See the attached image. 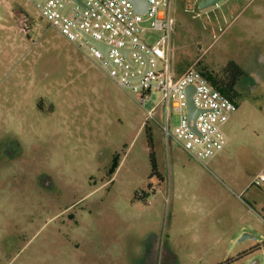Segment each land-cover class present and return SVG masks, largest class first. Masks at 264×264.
Here are the masks:
<instances>
[{
	"label": "rangeland",
	"instance_id": "374dc122",
	"mask_svg": "<svg viewBox=\"0 0 264 264\" xmlns=\"http://www.w3.org/2000/svg\"><path fill=\"white\" fill-rule=\"evenodd\" d=\"M200 1H176L175 68L246 73L203 162L165 142L161 108L147 121L159 92L140 106L33 3L0 0V264H264V30L222 15L264 0H223L210 23L185 12Z\"/></svg>",
	"mask_w": 264,
	"mask_h": 264
},
{
	"label": "built area",
	"instance_id": "2783aa9c",
	"mask_svg": "<svg viewBox=\"0 0 264 264\" xmlns=\"http://www.w3.org/2000/svg\"><path fill=\"white\" fill-rule=\"evenodd\" d=\"M25 1L33 3L51 27L68 41L80 50L86 49L91 59L101 63L112 81L131 91L140 106L149 101L153 92L161 94L160 103L147 112L146 119L155 120L157 110L161 108L159 125L166 143L173 141L198 162L212 159L227 146L224 126L237 112V103L217 90L196 69H189L180 76L176 73L174 7L177 0H146L149 8L144 14L135 12L128 0ZM220 9L221 3H218L204 11L187 7L185 12L193 19L203 18L210 23L211 12ZM19 26L26 33L30 30L29 20L25 17ZM83 33L110 46L109 60ZM150 33H158L159 37L151 41L147 38ZM123 49L130 50L128 59L122 54ZM141 52L148 57L149 67L145 73L146 61ZM137 77H140L138 81H132ZM188 85L195 86L193 101L200 110L192 123H189L186 108ZM169 108L179 116V124L173 129ZM191 124L197 132L191 129ZM263 183L264 173H260L252 185L259 187Z\"/></svg>",
	"mask_w": 264,
	"mask_h": 264
},
{
	"label": "water",
	"instance_id": "95a60500",
	"mask_svg": "<svg viewBox=\"0 0 264 264\" xmlns=\"http://www.w3.org/2000/svg\"><path fill=\"white\" fill-rule=\"evenodd\" d=\"M75 2L79 3L78 0H74ZM131 2V4L133 5L134 11L140 14H144L146 13V11L149 8V3L146 0H128ZM223 0H201L198 3V9L201 11L207 10L213 6H215L218 3H221ZM83 35L85 36V38L93 45L95 46L103 55L106 59L109 60V50H110V46L98 41L94 38H92L91 36L83 33ZM122 54L124 55L125 58L128 59V54L130 52L129 49H123L121 50ZM141 54L143 55L145 61H146V68L144 73L148 70L149 67V63H148V57L141 52ZM132 66H134L133 62H130ZM143 73V74H144ZM141 77V76H140ZM140 77L137 78H132V81H138L140 79ZM186 108H187V113H188V120L189 123L195 122L197 116L200 113V110L195 106L194 101H193V96L195 94V86L194 85H188L186 90ZM191 129L195 132H197L196 127L194 125L191 124ZM250 238H254L248 234H244L243 237L240 239V242L245 241L246 239H250ZM255 264V263H253Z\"/></svg>",
	"mask_w": 264,
	"mask_h": 264
},
{
	"label": "trees",
	"instance_id": "16d2710c",
	"mask_svg": "<svg viewBox=\"0 0 264 264\" xmlns=\"http://www.w3.org/2000/svg\"><path fill=\"white\" fill-rule=\"evenodd\" d=\"M198 10V8H196ZM196 70L200 71L202 75L222 94L228 96L234 102L242 97L241 91L238 88V83L242 77L246 75L244 69L235 61L231 60L227 65L220 71L215 72L211 70L208 66L198 63ZM178 76L182 75L184 71L176 69ZM151 137V135H149ZM151 142V138H150ZM151 161L154 169H156V158L153 153H151ZM244 254L241 257H244Z\"/></svg>",
	"mask_w": 264,
	"mask_h": 264
},
{
	"label": "crops",
	"instance_id": "0c3cea01",
	"mask_svg": "<svg viewBox=\"0 0 264 264\" xmlns=\"http://www.w3.org/2000/svg\"><path fill=\"white\" fill-rule=\"evenodd\" d=\"M222 6V5H221ZM240 9L241 15L244 14L247 17H249L248 21H251V19H253L254 16H256V19H253L252 21L256 20L259 22H262L260 24V27H262V29L264 30V2L261 3H255V6L252 7V4H248L245 7H240L239 5H232V6H228L225 11H223L222 15L224 16V18L226 19H232V20H236V18H240L238 16V10ZM250 10V11H249ZM151 41H153L152 39H150ZM182 69V68H181ZM189 69L192 68H188L187 66H184L183 69L181 71H188ZM233 117V115H232ZM231 117V118H232ZM230 118V119H231ZM258 176V175H257ZM256 176V177H257ZM253 182V181H252Z\"/></svg>",
	"mask_w": 264,
	"mask_h": 264
}]
</instances>
